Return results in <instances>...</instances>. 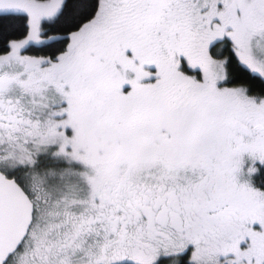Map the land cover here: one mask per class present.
<instances>
[{
	"label": "snow or ice",
	"instance_id": "obj_1",
	"mask_svg": "<svg viewBox=\"0 0 264 264\" xmlns=\"http://www.w3.org/2000/svg\"><path fill=\"white\" fill-rule=\"evenodd\" d=\"M0 264H264V0H0Z\"/></svg>",
	"mask_w": 264,
	"mask_h": 264
},
{
	"label": "trees",
	"instance_id": "obj_2",
	"mask_svg": "<svg viewBox=\"0 0 264 264\" xmlns=\"http://www.w3.org/2000/svg\"><path fill=\"white\" fill-rule=\"evenodd\" d=\"M255 87H257V88H258V87H260V85L257 83V84L255 85Z\"/></svg>",
	"mask_w": 264,
	"mask_h": 264
}]
</instances>
